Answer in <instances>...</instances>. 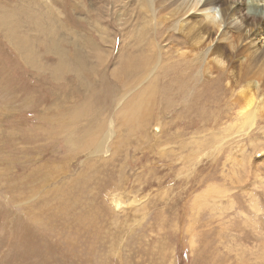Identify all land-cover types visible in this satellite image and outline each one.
I'll use <instances>...</instances> for the list:
<instances>
[{
    "label": "rangeland",
    "instance_id": "1",
    "mask_svg": "<svg viewBox=\"0 0 264 264\" xmlns=\"http://www.w3.org/2000/svg\"><path fill=\"white\" fill-rule=\"evenodd\" d=\"M140 7L0 0V264H264V122Z\"/></svg>",
    "mask_w": 264,
    "mask_h": 264
},
{
    "label": "bare ground",
    "instance_id": "2",
    "mask_svg": "<svg viewBox=\"0 0 264 264\" xmlns=\"http://www.w3.org/2000/svg\"><path fill=\"white\" fill-rule=\"evenodd\" d=\"M139 1L140 10L168 20L178 55L202 67L200 73L208 81L220 80L226 93L235 96L242 127L256 128L264 122V0ZM6 27L13 36L12 24ZM16 45L20 51L24 48L20 39ZM25 50L28 59L35 57L27 43ZM252 69L256 71L249 76Z\"/></svg>",
    "mask_w": 264,
    "mask_h": 264
}]
</instances>
